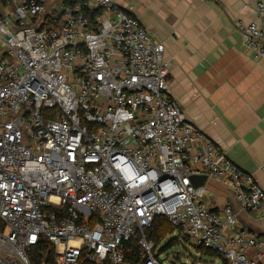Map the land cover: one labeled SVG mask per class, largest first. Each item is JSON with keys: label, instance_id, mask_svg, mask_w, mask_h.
<instances>
[{"label": "built area", "instance_id": "1", "mask_svg": "<svg viewBox=\"0 0 264 264\" xmlns=\"http://www.w3.org/2000/svg\"><path fill=\"white\" fill-rule=\"evenodd\" d=\"M255 2L237 28L264 60ZM47 4L0 0V264H32L44 244L55 264H167L146 234L157 216L229 264H264V241L212 208L206 182L263 217L264 189L187 119L162 43L113 0L54 7V27Z\"/></svg>", "mask_w": 264, "mask_h": 264}, {"label": "crops", "instance_id": "2", "mask_svg": "<svg viewBox=\"0 0 264 264\" xmlns=\"http://www.w3.org/2000/svg\"><path fill=\"white\" fill-rule=\"evenodd\" d=\"M113 1L162 43L172 97L187 119L264 189V60L245 49L237 28L255 20V0ZM206 186L216 212L230 204L238 228L264 241L263 216L244 210L228 187Z\"/></svg>", "mask_w": 264, "mask_h": 264}, {"label": "trees", "instance_id": "3", "mask_svg": "<svg viewBox=\"0 0 264 264\" xmlns=\"http://www.w3.org/2000/svg\"><path fill=\"white\" fill-rule=\"evenodd\" d=\"M83 0H62L63 5H73L75 3L81 2ZM97 10L89 11L86 10V15L91 19L95 17ZM61 16V12L56 8L49 10L44 16L43 26H56ZM180 229L173 226L170 221L164 216H157L152 224V226L147 229L146 234L149 239L153 240L156 245H161L167 237L173 233H177L178 238L183 237L184 239H189L184 236H180ZM175 239L170 240L161 250L164 251L173 246ZM196 247V246H195ZM197 251L203 255L209 256L219 260V264H229L228 261L218 252L209 250L203 247H196ZM32 264H55L53 258V248L50 245L44 244L35 247L30 253Z\"/></svg>", "mask_w": 264, "mask_h": 264}, {"label": "rangeland", "instance_id": "4", "mask_svg": "<svg viewBox=\"0 0 264 264\" xmlns=\"http://www.w3.org/2000/svg\"><path fill=\"white\" fill-rule=\"evenodd\" d=\"M59 1L61 3V0H49L47 9L60 7L57 6L60 4ZM11 25L16 27L13 22ZM176 237L178 238L177 233H173L161 245H157L156 252L161 254L167 264H219V260L198 252L190 239L183 237L177 239ZM172 239H175L173 246L161 252L162 248Z\"/></svg>", "mask_w": 264, "mask_h": 264}, {"label": "water", "instance_id": "5", "mask_svg": "<svg viewBox=\"0 0 264 264\" xmlns=\"http://www.w3.org/2000/svg\"><path fill=\"white\" fill-rule=\"evenodd\" d=\"M206 180H207V177L205 175L199 176V177L197 176V177H193L192 178V182H193V184L195 186H199V185L205 184Z\"/></svg>", "mask_w": 264, "mask_h": 264}]
</instances>
